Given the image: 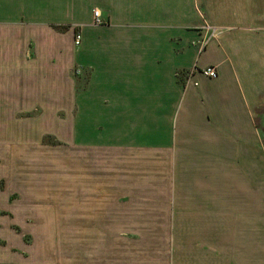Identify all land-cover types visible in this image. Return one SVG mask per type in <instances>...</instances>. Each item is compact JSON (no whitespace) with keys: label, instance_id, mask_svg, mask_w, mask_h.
<instances>
[{"label":"crops","instance_id":"crops-1","mask_svg":"<svg viewBox=\"0 0 264 264\" xmlns=\"http://www.w3.org/2000/svg\"><path fill=\"white\" fill-rule=\"evenodd\" d=\"M59 110L89 264H264V0H0V127Z\"/></svg>","mask_w":264,"mask_h":264},{"label":"rangeland","instance_id":"rangeland-1","mask_svg":"<svg viewBox=\"0 0 264 264\" xmlns=\"http://www.w3.org/2000/svg\"><path fill=\"white\" fill-rule=\"evenodd\" d=\"M73 76L80 87L87 73ZM42 113L13 114L0 127V264H89L86 240L67 232L65 111L52 112V127ZM256 125L264 146V110Z\"/></svg>","mask_w":264,"mask_h":264},{"label":"built area","instance_id":"built-area-1","mask_svg":"<svg viewBox=\"0 0 264 264\" xmlns=\"http://www.w3.org/2000/svg\"><path fill=\"white\" fill-rule=\"evenodd\" d=\"M93 19H94L93 25L100 26L103 24V22L100 20V14L96 10L93 11ZM204 30H205V35L202 38V41L200 43L202 46L207 44V42L210 39L214 38L216 36V33H217V30L215 28H211L208 26H205ZM80 43H81V35H80V33H76V35L74 37V46H75L76 50L80 46ZM196 72H197V70L195 68H193L190 71V73L188 74V78H190ZM201 74L203 76L210 78V79L216 78V71L214 70V68H206L204 70H201Z\"/></svg>","mask_w":264,"mask_h":264}]
</instances>
